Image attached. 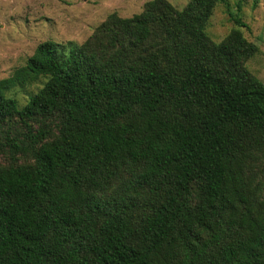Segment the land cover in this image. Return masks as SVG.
<instances>
[{
	"label": "trees",
	"instance_id": "16d2710c",
	"mask_svg": "<svg viewBox=\"0 0 264 264\" xmlns=\"http://www.w3.org/2000/svg\"><path fill=\"white\" fill-rule=\"evenodd\" d=\"M227 2L112 13L0 80V264H264L260 48L207 34Z\"/></svg>",
	"mask_w": 264,
	"mask_h": 264
},
{
	"label": "rangeland",
	"instance_id": "374dc122",
	"mask_svg": "<svg viewBox=\"0 0 264 264\" xmlns=\"http://www.w3.org/2000/svg\"><path fill=\"white\" fill-rule=\"evenodd\" d=\"M148 1L151 0H0V80L24 66L41 43L65 46L68 53L70 43L82 45L110 14L131 18L142 13ZM168 1L183 10L191 0ZM236 20L246 26L237 25ZM234 29H240L248 41L260 48L247 68L264 83V0H228L217 5L207 34L220 43ZM45 82L16 88L8 96L23 109ZM4 162L0 155V163Z\"/></svg>",
	"mask_w": 264,
	"mask_h": 264
}]
</instances>
